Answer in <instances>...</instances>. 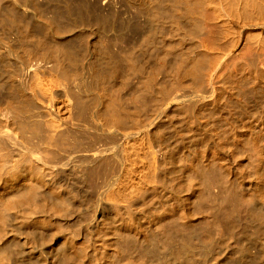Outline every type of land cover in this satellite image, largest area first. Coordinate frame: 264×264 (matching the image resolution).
Returning a JSON list of instances; mask_svg holds the SVG:
<instances>
[{
	"label": "bare ground",
	"instance_id": "bare-ground-1",
	"mask_svg": "<svg viewBox=\"0 0 264 264\" xmlns=\"http://www.w3.org/2000/svg\"><path fill=\"white\" fill-rule=\"evenodd\" d=\"M0 264H264V0H0Z\"/></svg>",
	"mask_w": 264,
	"mask_h": 264
},
{
	"label": "rangeland",
	"instance_id": "rangeland-1",
	"mask_svg": "<svg viewBox=\"0 0 264 264\" xmlns=\"http://www.w3.org/2000/svg\"><path fill=\"white\" fill-rule=\"evenodd\" d=\"M40 8L42 9V11L44 12L42 15H44V16H51V11H52V7H49V6H46V5H41L40 6ZM35 27V26H34ZM33 27V29L37 32V29H35ZM64 28V29H63ZM70 27L69 26H64V25H54L53 26V30L55 31V32H57V33H59L60 31V33H62V32H68V29H69ZM93 45H96L95 44V42H93ZM105 50V49H104ZM106 51V50H105ZM251 252H253V249H251Z\"/></svg>",
	"mask_w": 264,
	"mask_h": 264
}]
</instances>
